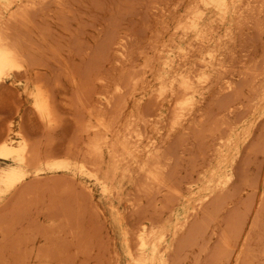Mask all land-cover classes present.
I'll return each instance as SVG.
<instances>
[{"label":"rangeland","instance_id":"374dc122","mask_svg":"<svg viewBox=\"0 0 264 264\" xmlns=\"http://www.w3.org/2000/svg\"><path fill=\"white\" fill-rule=\"evenodd\" d=\"M47 1V6L44 4L33 10V23L26 24L29 29L25 25V30L22 28L29 35L31 46H41L38 58L42 59L40 62L38 59V63L42 66L39 64L28 80L25 77L7 79L0 89V136L6 133L7 124L12 121L10 137L19 144L21 139L17 132L25 126L29 140H35H32L34 148H39L35 152L50 149L60 160L69 151L70 159H66L71 165L67 171L44 169L39 174L31 173L23 187L19 184L18 189L8 190L1 183V176L13 164L0 159V264H264V0H228L226 10L221 5L223 0L215 3L213 0ZM236 3L241 13L235 9ZM247 4L249 7L253 4L251 12L246 9ZM45 27L48 30H43ZM40 31L42 35L46 32L48 39L45 37L43 41ZM111 34L114 38H109ZM211 48L217 49V65L222 59L225 67L209 82H200L201 87L197 75L204 72L203 59H210L206 51ZM164 56H170V64L163 61ZM34 72L40 73L45 83L48 81V88L52 87L48 90L55 98L58 112L52 127L43 126L33 111ZM181 72L194 76L199 95H195V110L185 107L182 112L187 115L176 118L182 96L174 78ZM227 82L233 87L228 88ZM127 92L132 93L128 95ZM120 93L126 98L118 100ZM115 102L121 107L125 103V110L117 109ZM86 103H89L88 108ZM92 107L102 115L95 114ZM109 107L122 112H119L122 115L112 113L110 118L115 116L116 123L113 119L108 121L109 116L104 115V112L111 115L105 111H110ZM89 112L96 116L89 121L91 124H97L98 116L107 118L109 124L113 122L108 125V133L114 144L117 132L126 130L120 125H125L131 114L139 116L138 123L133 117L130 119L133 121L129 120L133 127L138 124V130L134 129L139 136L134 132L135 140L132 138L134 143L130 144V151L136 155L129 152V158L121 156V163H116L112 160L111 146L107 145L101 168L94 163L93 167L88 165L94 168L92 170L82 168V164L91 163L89 158L93 162L96 159L87 153L89 147H85V142L87 146L91 141L87 137L94 136V129L87 122L91 119ZM119 139L116 146L120 147ZM82 156L86 157H83L85 161ZM154 158L159 160L154 162ZM146 161V168L141 169ZM155 163L164 167L158 169ZM148 166L154 168V176L163 170L157 179L153 176L156 180L151 179L153 172L148 171ZM94 170L97 173L92 172ZM115 193H119L118 196ZM144 231L149 237L146 246L140 244L139 239Z\"/></svg>","mask_w":264,"mask_h":264},{"label":"bare ground","instance_id":"6f19581e","mask_svg":"<svg viewBox=\"0 0 264 264\" xmlns=\"http://www.w3.org/2000/svg\"><path fill=\"white\" fill-rule=\"evenodd\" d=\"M55 1L56 0H54L53 2L55 3ZM58 1V0H57ZM63 1V0H62ZM61 1V2H62ZM205 1H207V0H205ZM214 1V3H215V1H217V0H213ZM212 1V2H213ZM248 1V0H247ZM45 2H48L47 0H7L6 2H3V0H0V89H2L3 87H4V85L6 84V81H7V79H14V78H18V77H25V79H29L30 78V75L32 74V72L35 70V69H37V68H39L38 66H40L39 64H41V63H38V56L40 55V47L41 46H39V48L38 47H33V46H31V44H30V42L29 41H31V40H29V35H26L25 34V32H23L25 29H24V25L26 26V24L28 25V24H30L32 21V18H33V10L35 9L36 10V8H37V10H38V6H43L44 4L47 6L48 4H46ZM201 2V1H200ZM203 2V1H202ZM201 2V3H202ZM249 2H251V1H249ZM248 2V3H249ZM253 2V1H252ZM51 3V2H50ZM58 3V2H57ZM192 3V2H191ZM194 3V2H193ZM196 3V2H195ZM209 3V2H208ZM220 3H221V1H220ZM223 4H221V5H223V8H224V10H226L227 8H228V4H229V1L228 0H223V2H222ZM232 3H234L233 1H232ZM259 3V2H258ZM262 3V2H261ZM59 4H60V2H59ZM58 4V5H59ZM180 4V3H179ZM199 5H200V3H198ZM213 4V3H212ZM237 5L235 6V9H241V8H239L240 6L238 5V3H236ZM250 4V3H249ZM44 5V6H45ZM52 5V4H51ZM55 5V4H54ZM65 5H66V3H65ZM209 5H211L210 3H209ZM220 5V6H221ZM246 5V4H245ZM253 5V4H252ZM251 5V6H252ZM61 6V5H60ZM59 6V7H60ZM250 6V7H251ZM199 7V6H198ZM250 7H249V5L247 4V8L246 9H249V11H250ZM257 7V6H256ZM43 8V7H42ZM71 8V7H70ZM178 8V7H177ZM190 8H192L191 6H190ZM260 8V7H259ZM198 9H200V8H198ZM197 9V10H198ZM246 9L244 10L245 11V13H246ZM253 9V8H252ZM39 10H42V9H40L39 8ZM71 10V9H70ZM196 10V9H195ZM238 10V11H239ZM58 11V10H57ZM60 11V10H59ZM193 11H194V9H193ZM193 11H192V13H193ZM201 11V10H200ZM220 11V10H219ZM240 11H242V10H240ZM239 11V12H240ZM249 11H248V13H249ZM40 12H42V11H40ZM43 12H45L44 11V9H43ZM62 12V11H61ZM60 12V13H61ZM63 12H65L64 11V9H63ZM69 12V11H68ZM195 12V11H194ZM199 11H196L195 13H198ZM237 12V11H236ZM251 12V11H250ZM260 12V11H259ZM33 13V14H32ZM54 13V12H53ZM70 13V12H69ZM191 13V14H192ZM202 13V12H201ZM241 13V12H240ZM39 14V13H38ZM44 14V13H43ZM46 14V13H45ZM68 14V13H67ZM194 14V13H193ZM36 15V14H35ZM34 15V16H35ZM63 15V14H62ZM66 15V14H65ZM64 15V16H65ZM69 15V14H68ZM119 15V14H118ZM241 15V14H240ZM246 15V14H245ZM188 16V15H187ZM186 16V17H187ZM190 16V15H189ZM196 16V15H195ZM198 16V15H197ZM197 16H196V18H197ZM57 17V16H56ZM67 17V16H66ZM180 17H182V16H180ZM191 17V16H190ZM200 17V16H199ZM198 17V18H199ZM235 17V16H234ZM202 18V17H201ZM217 18H218V16H217ZM240 18V17H239ZM242 18V17H241ZM240 18V19H241ZM258 18V17H257ZM47 19V18H46ZM68 19V18H67ZM216 19V18H215ZM220 19V18H219ZM224 19V18H223ZM222 19V20H223ZM57 20H58V18H57ZM221 20V21H222ZM235 20H237V19H235ZM66 21V20H65ZM189 21H190V18H189ZM191 21H193V19L191 20ZM195 21V20H194ZM220 21V22H221ZM224 21V20H223ZM241 22H243L242 20H240ZM47 22V21H46ZM196 22H198V19H197V21ZM33 23V22H32ZM64 23V22H63ZM182 23V22H181ZM191 24H192V22H190ZM194 23V25H195V22H193ZM199 23V22H198ZM64 24H66V23H64ZM197 24V23H196ZM238 24H239V22H238ZM245 23H243L242 25H244ZM111 25V24H110ZM194 25H193V27H194ZM258 25V24H257ZM40 26V25H39ZM49 26H51V25H49L48 24V27ZM200 26V25H199ZM239 26V25H238ZM245 26V25H244ZM27 27V26H26ZM25 27V28H26ZM48 27H45V28H43V30L44 29H47L48 30ZM178 27V26H177ZM181 27V26H180ZM216 27V26H215ZM24 30H23V29ZM51 28V27H50ZM49 28V30H51V31H53L52 29H50ZM196 28V27H195ZM208 28H209V26H208ZM27 29H29L28 27H27ZM69 29V28H68ZM176 29V28H175ZM186 29V28H185ZM241 29V28H240ZM39 30H40V28H39ZM38 30V31H39ZM42 30V29H41ZM66 30H67V28H66ZM189 30H190V28H189ZM192 30H194V29H192ZM196 30V29H195ZM210 30H212V29H210ZM226 30V29H225ZM262 30V29H261ZM32 31V30H31ZM68 31V30H67ZM187 31H188V29H187ZM216 31V30H215ZM218 31V30H217ZM227 31H230V30H227ZM69 32V31H68ZM113 32V31H112ZM201 32V31H200ZM33 33H35V32H33ZM41 33H43L42 31H40V34ZM130 33V32H129ZM189 33V32H188ZM187 33V34H188ZM203 33H205L204 31H203ZM212 33V32H211ZM230 33H233V32H231L230 31ZM230 33L228 32V36L230 35ZM264 33V32H263ZM39 34V33H38ZM49 34H51L50 32H49ZM71 34V33H70ZM113 34H115V33H113ZM116 34H117V32H116ZM207 34H209V33H207ZM225 34H226V32H225ZM224 34V35H225ZM58 35H60V34H58ZM82 35V34H81ZM119 35V34H118ZM127 35V34H126ZM199 35H201V34H199ZM204 35H206V34H204ZM40 36H42L43 37V41L45 40V37H46V39H48L47 38V33L46 32H44V34L42 35H40ZM111 36H112V38H114L113 37V35L111 34L110 35V37L109 38H111ZM122 36V35H121ZM176 36V35H175ZM183 36V35H182ZM186 36V35H185ZM202 36V35H201ZM222 36V35H221ZM31 37V36H30ZM124 36H122V39H124L123 38ZM184 37V36H183ZM199 36L197 35V38H198ZM70 38V37H69ZM74 38V37H73ZM108 38V39H109ZM127 38V37H126ZM132 38V37H131ZM185 38V37H184ZM194 38V37H193ZM192 38V39H193ZM203 38V37H202ZM79 39V38H78ZM179 39V38H178ZM195 39V38H194ZM213 39V38H212ZM211 39V40H212ZM156 41H157V39H155ZM198 40V39H197ZM196 40V41H197ZM203 40V39H202ZM214 40V39H213ZM70 41V40H69ZM94 41V40H93ZM114 41V40H113ZM112 41V42H113ZM196 41H194V42H196ZM199 41H201V40H199ZM199 41H197V42H199ZM224 41V40H223ZM222 41V42H223ZM227 41V40H226ZM232 41V40H231ZM230 41V42H231ZM83 41H81V43H82ZM110 42V41H109ZM126 42H128V41H126ZM125 42V43H126ZM174 42V41H173ZM191 42H192V40H191ZM190 42V43H191ZM204 42V41H203ZM209 42V41H208ZM32 43V42H31ZM49 43V42H48ZM118 43H120V42H118ZM157 43V42H156ZM200 43V42H199ZM202 43V42H201ZM200 43V44H201ZM216 43V42H215ZM42 44V43H41ZM58 44V43H57ZM75 44V43H74ZM83 44V43H82ZM122 44H124L123 43V41H122ZM192 44V43H191ZM49 45H51V44H49ZM80 45V44H79ZM78 45V46H79ZM106 45H108V44H106ZM117 45V44H116ZM157 45V44H156ZM203 45H206V44H204L203 43ZM202 45V46H203ZM208 45H210V44H208ZM229 45V44H228ZM60 46V45H59ZM72 46H73V44H72ZM71 46V47H72ZM83 46V45H82ZM129 46V45H128ZM190 46H194V45H190ZM216 46H218V45H216ZM75 47V46H74ZM111 47V46H110ZM109 47V48H110ZM115 47V46H114ZM127 47V46H126ZM220 47V46H219ZM60 48V47H59ZM58 48V49H59ZM90 48V47H89ZM121 47H119V49H120ZM169 48V47H168ZM200 48V47H199ZM207 48V47H206ZM205 48V49H206ZM216 48V47H215ZM215 48H211V49H208V51H206L207 52V54H209L210 55V59H208L207 60V58L205 57L204 59H203V62L205 63V68L204 67H202L203 69H205L204 70V72L202 73V75L201 76H199V75H197V78H198V80H197V83L200 85V82L203 84H205V82H209L210 81V79H212V78H214V76L216 75L217 76V73L218 72H222L221 71V69L223 68V67H225L224 65V61L222 60V59H220L219 60V62H218V65H217V60H215L216 59V56H217V53H216V50H213V49H215ZM223 48V47H222ZM47 49V48H46ZM79 49V48H78ZM123 49V48H122ZM156 49V47L155 48H153V50H155ZM170 49V48H169ZM190 49V48H189ZM188 48H187V50H189ZM197 49V48H196ZM200 49H202V48H200ZM121 50V49H120ZM178 50H179V48H178ZM183 50V49H182ZM221 50V49H220ZM219 50V51H220ZM55 51V50H54ZM81 51V50H80ZM103 51H105L104 49H103ZM106 51H107V46H106ZM167 51V50H166ZM201 52H202V50H200ZM204 51V50H203ZM205 51H204V53H205ZM52 52V51H51ZM90 52H92V51H90ZM96 52V51H95ZM94 52V53H95ZM127 52V51H126ZM181 52V51H180ZM184 52H185V50H184ZM189 52V51H188ZM187 52V53H188ZM197 52V51H196ZM97 53V52H96ZM186 53V52H185ZM191 53V52H190ZM193 53V52H192ZM104 54L105 53H103L102 55L104 56ZM112 54V53H111ZM189 54V53H188ZM201 55H202V53H200ZM206 54V55H207ZM223 54H225V53H223ZM93 55V54H92ZM91 55V56H92ZM95 55V54H94ZM98 55V54H97ZM131 55V54H130ZM129 55V56H130ZM186 55V54H185ZM200 55V56H201ZM114 56H115V54H114ZM123 56V55H122ZM188 56H190V55H188ZM187 56V57H188ZM40 57H42V55L40 56ZM105 57H107L106 55H105ZM152 57V56H151ZM159 57H161L160 55H159ZM203 57H204V54H203ZM264 57V56H263ZM91 58V57H90ZM103 58V57H102ZM120 58V57H119ZM153 58V57H152ZM164 58V60L163 61H165L166 63L168 62V59L170 58V56H164L163 57ZM42 59V58H41ZM41 59H39V62H40V60ZM148 59V58H147ZM150 59V58H149ZM224 59V58H223ZM91 60H93V59H91ZM102 60V59H101ZM106 60V59H105ZM152 60V59H151ZM180 60V59H179ZM215 60V61H214ZM95 61V60H94ZM114 61V60H113ZM123 61V60H122ZM161 61V60H160ZM102 62V61H101ZM103 62H104V60H103ZM116 62V61H115ZM124 62V61H123ZM151 62V61H150ZM162 62V61H161ZM179 62V61H178ZM202 62V61H201ZM216 62V63H215ZM121 63V62H120ZM169 63V62H168ZM200 63V62H199ZM203 63V64H204ZM90 64V63H89ZM94 64H97L96 62L94 63ZM98 64H99V62H98ZM102 64V63H101ZM101 64H100V66H101ZM147 64V63H146ZM170 64V63H169ZM185 64V63H184ZM187 64V63H186ZM195 64V63H194ZM198 64V63H197ZM45 65V64H44ZM68 65V64H67ZM80 65V64H79ZM144 65V64H143ZM189 65V64H188ZM193 65V64H192ZM41 66H42V64H41ZM68 66H70V65H68ZM83 66V65H82ZM95 66V65H94ZM100 66H98L97 68H98V71H99V67ZM133 66V65H132ZM155 66V65H154ZM153 66V67H154ZM174 66V65H173ZM227 66V65H226ZM88 67V66H87ZM149 67V66H148ZM152 67V68H153ZM195 67V66H194ZM198 67V66H197ZM41 68V67H40ZM74 68V67H73ZM90 68V67H89ZM126 68H127V66H126ZM150 68V67H149ZM178 68V67H177ZM183 68V67H182ZM193 68V67H192ZM67 69V68H66ZM94 69H96V68H94ZM103 69H104V67H103ZM102 68L100 69V71L101 70H103ZM136 69V68H135ZM146 69H147V67H146ZM179 69H180V67H179ZM195 69V68H194ZM197 69V68H196ZM195 69V70H196ZM199 69V68H198ZM228 69V68H227ZM40 70V69H39ZM91 71L93 70V69H90ZM89 70V71H90ZM124 71H125V69H123ZM153 70V69H152ZM157 70V69H156ZM159 70V69H158ZM162 70V69H161ZM38 71V70H37ZM54 71V70H53ZM95 71V70H94ZM94 71H92V72H94ZM97 71V72H98ZM144 71V70H143ZM177 71V70H176ZM190 71V70H189ZM39 72V71H38ZM66 72V71H65ZM91 72V73H92ZM110 72V71H109ZM137 72V71H136ZM151 72V71H150ZM156 72H158V71H156ZM169 72V71H168ZM182 72H183V70H182ZM182 72L179 74V77H175L174 78V80L175 79H177L176 81L178 82V86H179V92L178 93H180L181 94V96L182 97H180L181 98V100L180 101H178L179 102V107H177V110H178V108H179V112L175 115V117L176 118H178L179 117V115H184L183 114V112H182V110H184L185 109V107H190V108H193L192 110H195L194 109V105L196 104V99H195V95L196 94H198L197 92H198V90L199 89H197V87H196V85H195V81L193 80V77H192V74L191 73H188V74H182ZM194 72H196V71H194ZM224 72H225V70H224ZM246 72V71H245ZM253 72V71H252ZM34 73H36V75H35V79H33L34 80V84H35V93L32 95L33 96V111H34V114L36 115V117H37V119L39 120V121H41L42 122V124H43V126H44V124H46V125H50V127H52L51 125L53 124V123H55L56 122V115H57V111H56V105L57 104H55V98L53 97V95L49 92V90L48 89H50V88H52V87H50V88H48L47 86L49 85V83H47L48 81L46 80V83H45V80H42V79H44V77L42 76V78H40L41 76H39V75H41L40 73L39 74H37V72H34ZM95 73V72H94ZM176 73H178V71L176 72ZM216 73V74H215ZM219 73V74H220ZM111 74V73H110ZM109 74V75H110ZM122 74V73H121ZM142 74V73H141ZM144 74V73H143ZM196 74V73H195ZM79 75V74H78ZM86 75V74H85ZM124 75V74H123ZM122 75V76H123ZM132 75V74H131ZM177 75V74H176ZM37 76H38V78H37ZM70 76V75H69ZM77 76V75H76ZM91 76V75H90ZM112 76V75H111ZM134 76V75H133ZM132 76V77H133ZM155 76V75H154ZM175 76V75H174ZM226 76V75H225ZM32 77V76H31ZM66 77V76H65ZM86 77H88L87 75H86ZM94 77H97V75L96 76H94ZM99 77V76H98ZM102 77V76H101ZM100 77V79H102ZM109 77V76H108ZM138 77V76H137ZM163 77V76H162ZM227 77V76H226ZM225 77V78H226ZM80 78V77H79ZM92 78V77H91ZM134 78V77H133ZM133 78H131L133 81H134V79ZM145 78H146V76H145ZM165 78V77H164ZM179 78V79H178ZM96 79V78H95ZM106 79V78H105ZM125 79V78H124ZM136 79V78H135ZM138 79H140V77H138ZM163 79V78H162ZM167 79V78H166ZM72 80V79H71ZM97 80H98V78H97ZM128 80V79H127ZM143 80V79H142ZM218 80V79H217ZM91 81V80H90ZM110 81V80H109ZM121 81V80H120ZM149 81V80H148ZM16 82V81H15ZM80 83H82L81 81H79ZM116 82V81H115ZM170 82V81H169ZM174 82V81H173ZM107 82H105V84H106ZM118 83V82H117ZM117 83H115V84H117ZM125 83V82H124ZM129 83H130V81H129ZM131 83H133V82H131ZM175 83V82H174ZM223 83V82H222ZM229 82H227L226 84H227V87L228 88H232L233 87V85H232V83H229ZM15 84V83H14ZM53 84V83H52ZM102 85H104L103 83H101ZM127 84V83H126ZM146 84V83H145ZM201 84V85H202ZM78 85V84H77ZM77 85H75V86H77ZM119 85V84H118ZM130 85V84H129ZM132 85V84H131ZM144 85V84H143ZM162 85V84H161ZM172 85V84H171ZM200 85V86H201ZM50 86V85H49ZM61 86V85H60ZM94 86V85H93ZM96 86V85H95ZM94 86V87H95ZM135 86H136V83H135ZM174 86V85H173ZM203 86V85H202ZM201 86V87H202ZM143 87H145V86H143ZM160 87V86H159ZM166 87V86H165ZM170 87V86H169ZM209 87V86H208ZM224 87H226V86H224ZM259 87V86H258ZM80 88V87H79ZM85 88H86V86H85ZM105 88V87H104ZM112 88V87H111ZM128 89L130 88V86L129 87H127ZM133 88H135V87H133ZM178 88V87H177ZM77 89V88H76ZM96 89V88H95ZM103 89V88H102ZM125 89V88H124ZM136 89V88H135ZM169 89V88H168ZM172 89V88H171ZM238 89H239V87H238ZM258 89V88H257ZM83 90V89H82ZM88 90V89H87ZM116 90V89H115ZM120 90H122V88L120 89ZM131 90V89H130ZM146 90H147V88H146ZM156 90V89H155ZM162 90H163V88H162ZM173 90V89H172ZM85 91H86V89H85ZM84 91V92H85ZM109 91V90H108ZM107 91V92H108ZM119 91V90H118ZM128 91V90H127ZM167 91V90H166ZM165 91V92H166ZM32 92V91H31ZM83 92V91H82ZM83 92V93H84ZM86 92H88V91H86ZM115 92H117V91H115ZM124 92V91H123ZM129 92V91H128ZM127 92V93H128ZM153 92V91H152ZM162 92V91H161ZM174 92H175V90H174ZM204 92V91H203ZM83 93H81V94H83ZM119 93V92H118ZM132 93V92H131ZM130 93V94H131ZM177 93V92H176ZM240 93H242V92H240ZM32 94V93H31ZM74 94V93H73ZM88 94V93H87ZM86 94V95H87ZM97 94V93H96ZM102 94V93H101ZM100 94V95H101ZM105 94V93H104ZM123 94V93H122ZM122 94L120 93V96H119V98H117L118 100H120V99H122V98H124V96H122ZM129 93H128V95H130ZM133 94H135V93H133ZM243 94V93H242ZM75 95V94H74ZM89 95V94H88ZM116 95V94H115ZM114 95V96H115ZM156 95V94H155ZM161 95H162V93H161ZM164 95H166V94H164ZM199 95V94H198ZM90 96H92V95H90ZM105 96V95H104ZM107 96V95H106ZM105 96V97H106ZM113 95H111V97H112ZM133 96V95H132ZM159 96V95H158ZM172 96V95H171ZM80 97V96H79ZM87 97V96H86ZM144 97V96H143ZM161 97V96H160ZM159 97V98H160ZM162 97H164L163 95H162ZM161 97V98H162ZM85 98V97H84ZM125 98H126V96H125ZM124 98V99H125ZM151 98V97H150ZM149 98V99H150ZM157 98V97H156ZM159 98H157V99H159ZM80 99V98H79ZM86 99V98H85ZM85 99L83 100V103L85 104ZM93 99V98H92ZM112 99V98H111ZM152 99V98H151ZM167 99V98H166ZM57 100V99H56ZM77 100V99H76ZM82 100V99H81ZM80 100V101H81ZM90 100V99H89ZM101 100V99H100ZM176 100H179V98H176ZM87 101H88V97H87ZM92 101V100H91ZM108 101H111V100H109L108 99ZM113 101H114V98H113ZM117 101V100H116ZM125 101V100H124ZM141 101V100H140ZM164 101V100H163ZM198 101V100H197ZM233 101V100H232ZM73 102V101H72ZM122 102V101H121ZM134 102V101H133ZM138 102V101H137ZM170 102V101H169ZM83 103H81L82 104V106L81 107H83L84 108V106H83ZM98 103V102H97ZM155 103H159V101L158 102H155ZM176 103H177V101H176ZM78 104H80V102L78 103ZM77 104V105H78ZM88 104L89 103H86V108H88ZM108 104H110L111 106H112V104H111V102L110 103H108ZM115 104H116V102H115ZM119 104L121 105V103L119 102ZM125 104V103H124ZM123 103H122V107L121 106H118L117 104H116V107H117V109H118V107H121L122 109V112L125 110V109H123V108H125ZM129 104V103H128ZM134 104V103H133ZM161 104H163V103H161ZM73 105V104H72ZM101 105H102V103H101ZM101 105H100V108H101ZM124 105V106H123ZM148 105V104H147ZM150 105V104H149ZM217 105V104H216ZM18 106V105H17ZM76 106V105H75ZM95 106V105H94ZM107 106V105H106ZM110 106V107H111ZM113 106H115V105H113ZM128 106V105H127ZM177 106V105H176ZM176 106H175V108H176ZM198 106V105H197ZM19 107V106H18ZM109 107V108H110ZM20 108V107H19ZM77 108V107H76ZM93 108V107H92ZM104 108V107H103ZM103 108H102V111L101 112H103ZM107 108V107H106ZM105 108V109H106ZM114 108V107H113ZM127 108V107H126ZM196 108V107H195ZM21 109V108H20ZM71 109V108H70ZM93 109H95V111L93 110V112L96 114L97 112H96V107H94ZM104 109V110H105ZM111 110L109 111L108 109H106L105 111H107V112H110L111 113V115H109L108 113H106V112H104V115H107V116H109V117H107V116H105V117H107L108 119L112 116V113H113V115L114 114H116V113H122L121 112V110H118V112H116V110L115 109H112V108H110ZM120 109V108H119ZM189 109V108H188ZM132 110V109H131ZM172 110V109H171ZM191 110V109H190ZM20 111V110H19ZM81 111H82V108H81ZM89 111V110H88ZM115 113H114V112ZM129 111V110H128ZM132 111H134V110H132ZM189 111V110H188ZM187 111V112H188ZM57 112V113H56ZM92 112V111H91ZM91 112H89L90 114H89V116L91 115V119H88V121L87 122H89L90 120H92V118H95L94 116H92L93 114H91ZM189 112H191V111H189ZM19 113V112H18ZM78 113V112H77ZM82 113V112H81ZM81 113H79V114H81ZM99 113V112H98ZM97 113V115H99ZM119 113V114H120ZM133 113V112H132ZM193 113V112H192ZM59 114H61V113H59ZM128 114V113H127ZM129 114H131V113H129ZM135 114V113H134ZM142 114H144L143 112H142ZM146 114V116H147V113H145ZM100 115H102V114H100ZM120 115H122V114H120ZM119 115V116H120ZM186 115H187V113H186ZM186 115H184V116H186ZM149 116V115H148ZM160 116V115H159ZM190 116V115H189ZM188 116V117H189ZM100 117V118H99ZM115 117V116H114ZM113 117V118H114ZM122 116H120L119 118H121ZM126 117H128L127 115H126ZM125 117V118H126ZM130 117V119L133 117V115L131 114V116H129ZM139 117V116H138ZM138 117H135V115H134V117L133 118H137L138 120L140 119V117L138 118ZM183 117V116H182ZM81 118V117H80ZM85 118V117H84ZM83 118V120H85ZM104 117H101V116H98V118H96V120L98 119V122H97V124H94L93 122V124H91L90 122V127H91V129H94V132H93V134H94V136H89V137H87L89 140H91V141H89V145H87L86 146V144H88V142H85L86 144H85V147L86 148H88L89 150L87 151V150H85V151H87V153H89V155L91 156L92 155V157H95L96 159L94 160V162L93 161H91L90 160V158L88 159V161H90L91 163L89 164V162H86V163H88V164H86V163H84V164H82V168H84V167H87V169L89 168V170H90V168H91V170L92 169H94V168H92L93 167V163L95 164L94 166H96V165H98V166H100V168L102 167V164L104 163V161H105V154H106V146L107 145H109V146H111V149L110 150H112L113 151V154L111 153V155H113L112 156V158H114V159H112L113 161H115L116 163H121V156H122V158L123 157H125V156H127V153H131L132 155L134 154L133 152L134 151H130L131 150V145L130 144H132V143H134L133 141L135 140L134 139V132H135V135H138L139 136V134H136V131L138 130V129H136V126L138 125V124H136L135 125V123H134V125H135V127H133V125H132V122L131 123H129V120H128V122L127 123H129L128 125H127V123H125V125H120V126H125L124 128H126V130L124 131V130H122V131H124L123 133H122V131H121V129H120V131L119 132H117L118 134L116 135V138H117V141H116V143L118 142V138H120L119 139V141L121 140V142H120V147H119V145H117L116 146V143L114 144L113 142L111 143L110 141V139H112V137L110 138V135H109V133H108V131L110 130V128H109V130H108V125H111V123H112V125H113V122H111L110 124L106 121L107 120V118H104ZM113 118H110L108 121H110L111 119H113ZM158 118V117H157ZM106 119V120H105ZM134 120V122L136 121L137 123H138V120ZM146 119V118H145ZM169 119H171L170 117H169ZM183 119V118H182ZM82 120V119H81ZM114 120V122H115V119H113ZM126 120V119H125ZM133 120H130V121H133ZM175 120V119H174ZM215 120V119H214ZM112 121V120H111ZM127 121V120H126ZM146 121H147V119H146ZM152 121V120H151ZM178 121V120H177ZM86 122V123H87ZM116 122H117V120H116ZM115 122V123H116ZM149 122V121H148ZM153 122V121H152ZM174 122V121H173ZM179 122V121H178ZM177 122V123H178ZM181 122V121H180ZM179 122V123H180ZM107 123V124H106ZM115 123H114V126H115ZM119 123H122V122H119ZM144 123H145V120H144ZM176 123V122H175ZM178 123V124H179ZM80 124V123H79ZM85 124V123H84ZM182 124H184V122L182 123ZM12 121L9 123V124H7V130H6V133L5 134H3V135H1L0 136V159L1 160H9V161H11L12 162V164H13V166L10 168V169H8V170H5L4 172H3V174H2V176H1V183H3V185H5L6 186V188L8 189V190H11V189H14V188H16L19 184H21L20 186H22L23 187V185L25 184V180H27V178H28V176L31 174V173H33V174H39L42 170H44V169H48V170H50V171H67V170H69V168H70V163H69V160L68 159H66L67 157L70 159V156L69 155H67L68 154V152L69 151H67V153H66V157L64 158V159H57V155L55 154L56 152H53V150H50L49 149V151H45V152H43V153H38L37 151L35 152V150L36 149H39V148H34V145H33V142H32V140L30 139L29 140V137H30V134H29V132L27 131V129H26V131L24 130V128L23 127H25V126H23L22 124H21V126H23L17 133V135H19V137H20V142H19V144H16V142H14L13 140H12V138L10 137V135L12 134V131H13V128H12ZM57 125V124H56ZM88 124H86V126H87ZM145 125H146V123H145ZM170 125V124H169ZM47 127V126H46ZM90 127L88 128V129H90ZM102 127H106V130L105 129H103ZM112 127V126H111ZM171 127H175V126H171ZM56 128V127H55ZM81 128V127H80ZM87 127H85V130H87L86 129ZM113 128V127H112ZM119 128V127H118ZM118 128H116V129H118ZM136 129V131H135V129ZM55 130V129H54ZM82 130V129H81ZM84 130V129H83ZM154 130V129H153ZM87 133L86 134H89L88 132H89V130H87L86 131ZM112 132V131H111ZM115 132V131H114ZM140 132H142L141 130H139V133ZM81 133H84V131L83 132H81ZM80 132H79V134H81ZM138 133V132H137ZM143 133V132H142ZM141 133V134H142ZM148 133V132H147ZM219 133V132H218ZM114 134V133H113ZM144 134V133H143ZM77 135V134H76ZM145 135V134H144ZM112 136H114V135H112ZM143 136V135H142ZM33 137V136H32ZM90 137L92 138V139H90ZM146 137V136H145ZM150 137V136H149ZM153 137V136H152ZM84 138V137H83ZM115 138V137H114ZM134 140H133V139ZM131 139L133 140V141H131ZM143 139H145V138H142V140ZM116 140V139H115ZM138 140V139H137ZM141 140V141H142ZM154 140V139H153ZM33 141H35V140H33ZM36 142H37V140H36ZM72 142V141H71ZM84 142V141H83ZM115 142V141H114ZM139 142V141H138ZM156 142V141H155ZM184 142V141H183ZM119 143V142H118ZM35 144V143H34ZM77 144V143H76ZM146 144V143H145ZM156 145V144H155ZM133 146H134V144H133ZM108 147V146H107ZM135 147V146H134ZM134 147H133V149H134ZM77 148V147H76ZM71 149V148H70ZM137 149V148H136ZM135 149V150H136ZM69 150V149H68ZM77 150V149H76ZM80 150H81V147H80ZM149 150V149H148ZM156 150H157V148H156ZM82 151V150H81ZM81 151H79V154H80V152ZM137 151H139V150H137ZM136 151V152H137ZM144 151V150H143ZM159 151V150H158ZM157 151V152H158ZM66 152V151H65ZM145 152H147V151H145ZM149 152H151V151H149ZM57 153H59V152H57ZM152 153H154V152H152ZM151 153V154H152ZM69 154H71V153H69ZM126 154V155H125ZM142 154V153H141ZM149 154V153H148ZM146 155V158H147V156L149 157V155ZM155 154V153H154ZM56 155V156H55ZM83 155H86V153L85 154H83ZM88 155V156H89ZM134 155H136V154H134ZM72 156H73V154H72ZM75 156V155H74ZM89 156V157H90ZM151 156V155H150ZM83 157H85V156H82V159L85 161V158L87 157V155H86V157L85 158H83ZM111 157V156H110ZM128 158H129V156H127ZM132 157V156H131ZM139 156H138V154H137V158H138ZM152 157V156H151ZM150 157V158H151ZM164 157H166V156H164ZM170 157V156H169ZM177 157V156H176ZM59 158V157H58ZM136 158V157H135ZM149 158V159H150ZM157 158V157H156ZM156 158H154V160L156 159ZM127 159V158H126ZM139 159H141V158H139ZM138 159V160H139ZM125 160V159H124ZM123 160V161H124ZM143 160V159H142ZM146 160V159H145ZM148 160V159H147ZM150 160H152L153 161V159L151 158ZM149 160V161H150ZM159 160V159H158ZM158 160H155L154 162H156V161H158ZM71 161V160H70ZM82 161V160H81ZM84 161H82V163L84 162ZM95 161H97V164H96V162ZM119 161V162H118ZM127 161V160H126ZM152 161H150V163L152 164ZM74 162V161H73ZM128 162H129V160H128ZM133 162V161H132ZM154 162H153V164H154ZM114 163V162H113ZM147 163V161L145 162V164ZM158 164H159V162H157ZM166 163H168V162H166ZM11 164V163H10ZM81 164V163H80ZM135 164V163H134ZM144 164V163H143ZM152 164V165H153ZM156 164V163H155ZM158 164H156L157 166H158ZM87 165V166H86ZM88 165H91L92 167H88ZM118 165V164H117ZM150 165V164H149ZM168 165V164H167ZM80 166V165H79ZM78 166V167H79ZM108 166V165H107ZM116 166V165H115ZM143 166V165H142ZM146 166H147V164L145 165V167L143 166V168L141 167V169H144V168H146ZM153 166H155V165H153ZM156 166V167H157ZM161 166H163V165H159L158 167V169H160V167ZM119 167V166H118ZM148 167H150V166H148ZM164 167V166H163ZM128 168V167H127ZM79 169V168H78ZM78 169H76V170H78ZM97 170L99 169V167H97L96 168ZM95 169V170H96ZM123 169V168H122ZM150 169H151V172H153L152 171V169H154V168H149V172H150ZM164 169V168H163ZM169 169V168H168ZM92 171V172H96V171ZM115 170V169H114ZM117 170V169H116ZM162 170V169H161ZM160 170V171H161ZM100 171V170H99ZM106 171V170H105ZM148 171L146 172V171H143V172H145V173H148ZM154 171H156L157 172V169L155 168V170ZM159 171V170H158ZM158 172L159 174H161L162 172ZM163 171V170H162ZM170 171V170H169ZM79 172V171H78ZM155 172V173H156ZM51 173V172H50ZM53 173V172H52ZM56 173V172H55ZM70 174H71V172H69ZM97 173V172H96ZM156 174V176L157 175H159V174ZM94 174V173H93ZM153 174V175H152ZM166 174V173H165ZM72 175V174H71ZM103 175V174H102ZM131 175V174H130ZM152 177H151V179H154L153 178V176H154V172L153 173H151L150 174ZM149 175V176H150ZM228 175V174H227ZM147 176V175H146ZM145 176V177H146ZM148 176V177H149ZM156 176H154L156 179H157V177ZM169 176V175H168ZM172 176V175H171ZM33 177H34V175H33ZM38 177V176H37ZM36 176H35V178H37ZM98 177V176H97ZM161 177V176H160ZM110 178V177H109ZM167 178V177H166ZM38 179V178H37ZM36 179V180H37ZM104 179H105V177H104ZM156 179H154V180H156ZM161 179V178H160ZM229 179V178H228ZM32 180H34V179H32ZM141 180V179H140ZM144 180V179H143ZM150 180V179H149ZM154 180H152V182H154ZM106 181V180H105ZM115 181V180H114ZM142 181V180H141ZM147 181V180H146ZM151 181V180H150ZM160 181V180H159ZM192 181V180H191ZM156 182V181H155ZM154 182V183H155ZM158 182V181H157ZM166 182V181H165ZM27 183L28 182H26V185H27ZM31 183V182H30ZM149 184H150V182H148ZM168 183V182H167ZM228 183V182H227ZM23 184V185H22ZM104 184V183H103ZM141 184H144V181H143V183H141ZM145 184H146V182H145ZM172 185V184H171ZM149 186H151L150 188H152V185H149ZM22 187H20V188H22ZM19 187H17V189H18ZM109 188V187H108ZM143 188V187H142ZM141 188V189H142ZM146 188V187H145ZM170 188V187H169ZM169 188H168V190H169ZM91 189V188H90ZM106 189H107V187H106ZM144 189V188H143ZM157 189V188H156ZM163 189V188H162ZM21 190V189H20ZM24 189L22 188V191H23ZM114 190V189H113ZM146 190H148V187H147V189ZM150 190V189H149ZM152 190V189H151ZM158 190V189H157ZM19 191V190H18ZM88 191V190H87ZM139 191V190H138ZM144 191V190H143ZM171 191H172V189H171ZM180 191V190H179ZM6 192V191H5ZM13 192V191H12ZM78 192V191H77ZM109 192V191H108ZM118 192V191H117ZM140 192V191H139ZM149 192V191H148ZM14 193H16V192H14ZM106 193V192H105ZM112 193V192H111ZM145 193V192H144ZM180 193H182L181 191H180ZM179 193V194H180ZM108 194V193H107ZM116 194V193H115ZM119 194V193H118ZM118 194H116L117 196H118ZM153 194V193H152ZM2 196V195H1ZM169 196V195H168ZM175 197V196H174ZM179 197V196H178ZM21 198V197H20ZM19 198V199H20ZM136 198V197H135ZM171 198V197H170ZM176 198V197H175ZM174 198V199H175ZM108 199H109V197H108ZM167 200V199H166ZM176 201H178V200H176ZM9 203H10V201H8ZM140 202V201H139ZM174 202V201H173ZM199 202V201H198ZM203 202V201H202ZM177 203V202H176ZM200 203V202H199ZM199 203H197V204H199ZM5 204V203H4ZM7 206V205H6ZM166 206V205H165ZM164 206V207H165ZM172 206H173V204H172ZM197 206V205H196ZM5 207V206H4ZM170 208V207H169ZM150 213V212H149ZM77 217V216H76ZM75 217V218H76ZM196 217V216H195ZM148 219V218H147ZM156 222V221H155ZM78 224V223H77ZM180 224V223H179ZM199 224V223H198ZM205 224V223H204ZM71 225V224H70ZM73 225H74V223H73ZM158 225V224H157ZM76 226V225H75ZM139 226V225H138ZM202 226V225H201ZM136 227V226H135ZM156 227V226H155ZM146 228H148V227H146ZM149 229V228H148ZM152 229V228H151ZM150 229V230H151ZM154 229V228H153ZM159 229V228H158ZM136 230V229H135ZM140 230V229H139ZM138 230V231H139ZM150 230H147V231H150ZM155 230H156V228H155ZM177 230V229H176ZM201 230V229H200ZM209 230V229H208ZM141 231V230H140ZM142 232V231H141ZM146 231H144L143 232V234L141 233V235H139V239H140V244H142V245H145V243H147V241H148V236H147V234L145 233ZM151 232V231H150ZM150 232L148 233L149 234V236L151 235L150 234ZM138 233L139 232H137L136 231V234L138 235ZM152 233V232H151ZM131 234V233H130ZM135 234V235H136ZM154 234V233H153ZM198 235V234H197ZM162 236V235H161ZM137 237V236H136ZM138 239V238H137ZM150 240V239H149ZM138 241V240H137ZM153 241H154V239H153ZM152 241V242H153ZM162 241V240H161ZM160 241V242H161ZM173 241V240H172ZM159 242V241H158ZM154 243V242H153ZM160 244V243H159ZM146 246V245H145ZM159 246V245H158ZM146 248V247H145ZM142 250V249H141ZM157 250V249H156ZM145 252V251H144ZM154 252H155V250H154ZM227 252V251H226ZM143 253V252H142ZM160 253H163V251L161 250V252ZM144 254V253H143ZM142 254V255H143ZM145 256H146V254H145ZM144 256V257H145ZM153 256H155V255H153ZM160 256V255H159ZM138 257H140V255L138 256ZM141 258V257H140ZM140 258H139V260H140ZM154 258V257H153ZM168 258V257H167ZM136 259V258H135ZM134 259V261L136 262L137 260H135ZM142 259H144V258H142ZM154 260V259H153ZM159 261V260H158ZM161 261H163V260H161ZM168 261V260H167ZM142 262V261H141ZM146 262V261H145ZM140 263V262H139ZM143 263H144V260H143ZM146 263H148V262H146ZM134 264H136V263H134ZM142 264V263H141Z\"/></svg>","mask_w":264,"mask_h":264}]
</instances>
